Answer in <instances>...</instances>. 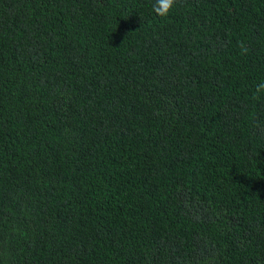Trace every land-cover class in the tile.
<instances>
[{
	"label": "trees",
	"instance_id": "16d2710c",
	"mask_svg": "<svg viewBox=\"0 0 264 264\" xmlns=\"http://www.w3.org/2000/svg\"><path fill=\"white\" fill-rule=\"evenodd\" d=\"M0 0V264H264V0Z\"/></svg>",
	"mask_w": 264,
	"mask_h": 264
},
{
	"label": "clouds",
	"instance_id": "9594fccd",
	"mask_svg": "<svg viewBox=\"0 0 264 264\" xmlns=\"http://www.w3.org/2000/svg\"><path fill=\"white\" fill-rule=\"evenodd\" d=\"M177 4V0H155L152 5L153 12L161 18H167L171 15ZM264 91V84L257 87V92Z\"/></svg>",
	"mask_w": 264,
	"mask_h": 264
}]
</instances>
